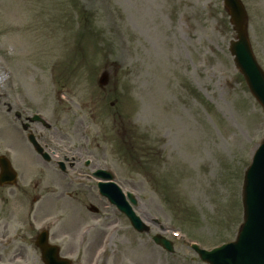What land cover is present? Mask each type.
I'll use <instances>...</instances> for the list:
<instances>
[{"label":"rangeland","instance_id":"rangeland-1","mask_svg":"<svg viewBox=\"0 0 264 264\" xmlns=\"http://www.w3.org/2000/svg\"><path fill=\"white\" fill-rule=\"evenodd\" d=\"M241 1L264 71V0ZM234 38L222 0H0V155L18 174L0 186V264H42L41 229L72 264H205L191 243L232 241L264 136ZM97 167L137 197L147 234L99 196ZM157 233L174 253L153 244Z\"/></svg>","mask_w":264,"mask_h":264},{"label":"water","instance_id":"water-1","mask_svg":"<svg viewBox=\"0 0 264 264\" xmlns=\"http://www.w3.org/2000/svg\"><path fill=\"white\" fill-rule=\"evenodd\" d=\"M223 5L236 33V40L231 41L229 46L233 61L264 112V72L257 64L250 47L246 32L247 14L244 5L241 0H223ZM107 81V72H102L98 84L104 86ZM33 120L40 121L41 119L34 116ZM29 140L38 152L42 151L32 135H29ZM43 158L48 160V155L44 153ZM96 175L104 180L112 179L110 174L102 170H98ZM15 177L16 173L11 168L9 161L0 156V184L13 183ZM98 186L100 192L128 217L135 230L138 232L148 230L134 214L115 184L99 183ZM127 197L133 205L136 204L132 194L127 193ZM242 205L243 224L240 226L234 242L222 245L210 252L200 250L196 245H192L202 261L208 264H264V140L256 149L252 162L245 171ZM153 240L167 251L173 252L172 244L168 240L161 236H154ZM36 245L41 250L44 264H70L68 259L58 257L57 247L47 243L46 231L37 236Z\"/></svg>","mask_w":264,"mask_h":264},{"label":"flooded vegetation","instance_id":"flooded-vegetation-1","mask_svg":"<svg viewBox=\"0 0 264 264\" xmlns=\"http://www.w3.org/2000/svg\"><path fill=\"white\" fill-rule=\"evenodd\" d=\"M88 165H89V164H88ZM88 165H87V166H88Z\"/></svg>","mask_w":264,"mask_h":264}]
</instances>
